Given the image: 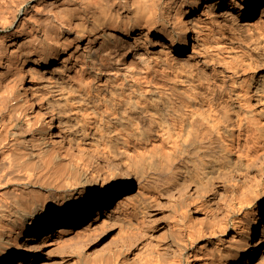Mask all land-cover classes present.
<instances>
[{"label":"bare ground","instance_id":"obj_1","mask_svg":"<svg viewBox=\"0 0 264 264\" xmlns=\"http://www.w3.org/2000/svg\"><path fill=\"white\" fill-rule=\"evenodd\" d=\"M263 148L264 0H0V264H264Z\"/></svg>","mask_w":264,"mask_h":264},{"label":"rangeland","instance_id":"obj_2","mask_svg":"<svg viewBox=\"0 0 264 264\" xmlns=\"http://www.w3.org/2000/svg\"><path fill=\"white\" fill-rule=\"evenodd\" d=\"M29 3H31V2H29ZM28 3V4H29ZM28 4H27V6H28ZM27 6H25V8H23V10H21L20 12H19V14H18V16H22L21 14H22V12L27 8ZM259 17V14H258V16H257V18ZM257 20V19H256ZM8 28L10 29L11 27L10 26H8ZM190 50H191V45H189V48L187 47V51H186V53L188 54L189 52H190ZM185 53V54H186ZM185 54H183V56L185 55ZM185 58H187V55H185V57H183V60H185L186 61V65H187V67L189 66V64H193L194 62H191V61H187ZM182 60V62H185V61H183ZM191 62V63H190ZM208 71V70H207ZM154 72V71H153ZM152 72V73H153ZM209 72V71H208ZM161 72L159 71V73L158 72H154L153 74L154 75H156V78L158 79V80H160V76L162 77V75L160 74ZM77 73L73 70V71H71L70 73H69V75H72V78H74V77H76L77 75H76ZM159 74V75H158ZM75 75V76H74ZM74 76V77H73ZM161 83L162 82H164L165 84H167L168 83V87H171L172 86V83L170 84V82H166L164 79H162L161 78ZM163 83V84H164ZM164 84V85H165ZM170 84V85H169ZM165 86H167V85H165ZM257 157L259 158V159H263L264 160V148L263 149H261L259 152H258V154H257ZM134 182V183H133ZM146 191L144 188H142V187H140L139 185H138V182H137V180L136 179H133L132 180V186H131V188L129 189V196H131V197H136L137 195H139L140 194V192L141 191ZM122 198H124V196H122ZM121 198V199H122ZM118 228H107L106 230H105V233L107 234V236H106V238L107 239H113V237H111V236H115L116 235V230H117ZM78 232H79V230H78ZM82 231H80L79 233H81ZM75 233H77L76 231H73V233L71 232V233H69V234H67L66 235V237L67 236H71V237H74L75 236ZM78 233V234H79ZM83 233H81L80 235H82ZM73 235V236H72ZM259 257H260V254L255 258V260H254V262H258V260H259Z\"/></svg>","mask_w":264,"mask_h":264}]
</instances>
